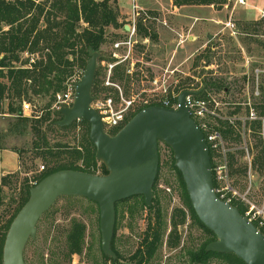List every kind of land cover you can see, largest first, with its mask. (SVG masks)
<instances>
[{"label":"rangeland","instance_id":"374dc122","mask_svg":"<svg viewBox=\"0 0 264 264\" xmlns=\"http://www.w3.org/2000/svg\"><path fill=\"white\" fill-rule=\"evenodd\" d=\"M5 1L11 3V0ZM40 1L46 5L47 11L49 9L54 11V8H52L53 0ZM235 1L229 0L228 4L219 8L217 5H211L213 7H194L193 10L189 6H171L169 0H135L137 6L135 9H133L132 0H120L119 3L117 2L116 7L121 27H109L107 29L108 33H159L157 44L149 45L148 42L143 46L144 49H141L143 51L135 52L133 50L131 53L132 60L136 63V74L132 80L133 83H131L133 92L127 90L122 81L117 79L118 76L116 77L121 72V67L119 66L114 70V77L117 79L115 81L124 90L123 96L136 99L133 111L148 105L153 101L151 100L154 99L153 97L161 98L163 96L157 90L151 92L156 87L151 83L152 78L158 79L157 86L159 81L166 79L169 89V85L172 82L177 85L179 79L187 77L189 78L188 86L198 88L205 77L218 75L222 76L227 82V94L233 95L236 89L238 90L239 86L242 85L241 75L244 70L241 66L245 62V56L252 58L257 64L264 65V55H260L261 51L256 48L257 45L254 42H251V47L254 49L250 54L245 47L241 48L243 49V57L240 61L232 62L229 58L223 56L227 49H233L229 54L232 52V55H235L233 47L241 45V40L237 35H233L228 29L223 28L220 21H225L231 17L236 25L239 21L256 20L261 18L260 12L264 9V0H246V6L236 4ZM125 25L129 26L128 30L124 29ZM40 26H43V22H41ZM8 28L9 26L5 25V22H0V33L7 32ZM206 31L214 33V37L207 42L204 35H202ZM178 33L182 36H185L186 33H201V36L193 43H188L185 40L178 44ZM257 37L264 39V35H257ZM171 38L174 39L172 43H170ZM211 43L217 46L215 50L209 51L208 45ZM141 45L143 44L141 43ZM112 47L111 43L107 42L98 53L91 89L93 97L105 94L102 88V78L106 72L105 60L109 58ZM208 51L210 57L205 62V65L202 66V61L197 59V57ZM116 53L119 56L123 53V49H119ZM220 55L222 58H220ZM24 57L22 55L21 59L23 60ZM196 60L198 61L197 65H195ZM82 73L83 71L81 72L78 69L69 76L66 79L64 90L60 93L72 88L74 94V84ZM116 92L117 90H113L114 96L118 95ZM143 99H146V101H143ZM29 102L35 112L43 113L41 110L45 102L37 98H32ZM53 108H56L55 103L52 104L50 111H53ZM51 118L61 119L62 114L55 115L53 113ZM8 119H10L9 115L0 113V129L7 126ZM81 120H74L69 124L71 126L68 128L58 129L53 132L52 138L55 137V140H68L70 144L78 142L86 132V129H90V124ZM112 130L107 129V132L110 133ZM232 132L236 134L238 131L235 128ZM240 135L242 138L239 136L238 140H230L227 143L225 152L226 162L228 161L226 179L241 195L245 194V198L255 205L253 211H256L257 209H262L264 203V166L260 169L258 164L253 162V157L258 153L259 148H264V145L263 142L259 144L257 141V134L246 132ZM8 141L12 145L23 143V140L16 138L8 139ZM244 142L248 147L247 150H244ZM93 150L95 153L96 148ZM212 152L214 166L216 167L218 163L223 162V156L220 157L217 152ZM158 153L159 165L154 183L155 192L162 205V214L167 223L164 232L165 242L161 247L158 264H188L184 248L200 244L203 239L201 238L203 233L199 225L194 224L190 218V209L184 196L181 180L176 169L172 166L174 157L171 147L163 141H159ZM231 154L236 158V160H233L232 166L229 165V156ZM42 164L45 163L40 158H36L34 166L29 172L20 173L18 176L13 174L14 172L7 174V184L0 188V227L16 206V199L22 194L25 183L24 178L27 177L29 182L33 183L34 176L44 169H41ZM223 181L221 180L219 183L222 184L224 183ZM219 183L216 181L217 185ZM132 203L133 200H127L117 203L115 207L114 246L120 252L124 261L140 243L151 215L147 209L138 211L132 208L130 212L128 208ZM236 204L243 209V213L248 206L243 201ZM177 211L185 213L184 217L181 218L176 213ZM250 215L253 214L250 213ZM171 228H175L180 235V244L174 248H168L166 245L167 234ZM72 230L81 232L82 249L81 252H70L68 256L67 236ZM215 239L216 237L211 241ZM100 241L98 205L83 196L63 195L56 199L50 209L37 222L35 236L28 239L24 248L25 264H110V261H106L103 257L104 253L101 250ZM0 264H2V256Z\"/></svg>","mask_w":264,"mask_h":264},{"label":"trees","instance_id":"16d2710c","mask_svg":"<svg viewBox=\"0 0 264 264\" xmlns=\"http://www.w3.org/2000/svg\"><path fill=\"white\" fill-rule=\"evenodd\" d=\"M172 1L175 6L217 5L218 8L223 7L227 2V0ZM116 5L117 0H53L54 11L50 9L47 11L46 5L40 0H11V3L0 0V22H5V25L9 26L7 32L0 33V113L10 116L7 126L0 129V149H11L17 154L18 170L13 173L17 176L20 173L29 172L34 166L36 158H40L45 163L42 164L44 169L34 176L33 183H30L27 177L24 178L22 194L16 199V206L0 227V258L6 232L12 219L28 199L30 187L46 175L60 169H76L91 173H97L100 170L98 174L107 173L104 164L95 158L93 150L95 146L89 139V129H86L81 139L73 144H70L68 140H55V137L52 138L53 132L71 125L59 126L56 122L60 119H53L51 115L53 113L60 115L56 95L64 90L66 79L69 76L78 69L81 72L84 70L89 58V51L99 53L104 44L119 38V33L107 32L109 27H121ZM41 22H43V26H40ZM236 33L241 40V45L233 47L235 55H232V52L231 55L229 54L233 49H227L223 55L225 58H229L232 62L242 60L243 49L241 48L245 47L249 54L252 53L254 48L251 47V42L257 45L256 48L261 51L260 55H264V39L257 37V35H264V16L256 20L237 22ZM143 34L145 36L147 32ZM151 36L152 38L156 37V33H152ZM213 46L212 43L208 45V50H215L217 45ZM209 51L197 57L202 61V66L210 57ZM22 55L25 56L23 60L21 59ZM220 58H222L221 55ZM197 64L198 61L195 65ZM188 79L187 77L179 79L177 85L172 82L169 85V91L174 90L178 93L189 88ZM203 85L215 91L228 88L225 79L218 75L205 77L200 86ZM32 98L45 102L44 110H41L43 112L41 114L33 110L32 115L26 116L22 112V104L23 102L31 104L29 101ZM53 103L56 104V108L50 111ZM157 103L152 101L148 105ZM141 108L133 111L127 120ZM258 108L259 112L264 114V100L259 103ZM81 121L89 124L84 119ZM253 128L255 129L256 126ZM117 130L110 134L116 133ZM224 135L230 140H238L240 136L228 128L225 129ZM11 138L21 139L23 143L12 145L8 141ZM257 141L259 144L262 142L260 138H257ZM209 155L211 165L214 167L211 149H209ZM229 157V165H231L236 158L233 154ZM253 162L258 164L260 169L263 168V147L258 149V153L253 157ZM172 166L176 169L181 180L184 196L190 209V218L194 224L199 225L203 233L200 244L184 248L188 264H245L232 253L205 250L206 245L215 238V235L196 216L188 198L182 175L174 164ZM212 176L214 187H216L214 171H212ZM7 178L8 175L1 176L0 188L7 184ZM152 192L153 198L150 206L145 204L143 195H134L119 201L133 200L128 208L130 212L132 208L138 211L147 209L151 215L140 243L125 261L122 260L120 252L116 250L112 238L111 248L116 257H107L103 254L104 259L109 260L110 264L159 263L161 247L165 242L164 232L167 223L162 214V205L155 192V184H153ZM232 205L237 206L243 213V209L238 204L232 203ZM176 213L181 218L185 214L182 211ZM179 244V232L175 228H171L167 234L166 245L168 248H174ZM67 247L68 256L70 252H81L82 236L80 231L72 230L67 236Z\"/></svg>","mask_w":264,"mask_h":264},{"label":"water","instance_id":"95a60500","mask_svg":"<svg viewBox=\"0 0 264 264\" xmlns=\"http://www.w3.org/2000/svg\"><path fill=\"white\" fill-rule=\"evenodd\" d=\"M124 29L129 27L125 25ZM207 37L211 40L212 35L209 33ZM97 57V51H89L83 73L74 84L73 101L69 106L58 108L62 118L56 123L67 126L78 119L88 121L95 157L105 165L107 173L60 169L30 187L28 199L6 232L2 264H25L24 248L28 239L35 236L37 222L63 195L83 196L98 205L101 250L115 258L111 248L115 204L143 195L145 204L151 205L159 165V141L171 147L191 206L200 222L216 237L205 250L232 253L245 264H264V235L238 207L215 192L209 150L185 102L187 94H198L200 90L180 91L175 109L154 104L145 106L116 133L110 134L91 106Z\"/></svg>","mask_w":264,"mask_h":264},{"label":"built area","instance_id":"2783aa9c","mask_svg":"<svg viewBox=\"0 0 264 264\" xmlns=\"http://www.w3.org/2000/svg\"><path fill=\"white\" fill-rule=\"evenodd\" d=\"M236 4L246 6V0H236ZM133 9L137 6L135 0H132ZM264 16V9L260 12V17ZM223 28L228 29L231 34L236 35V25L231 17L225 21H220ZM128 26V25H127ZM129 27V26H128ZM134 30V28H133ZM187 40L186 36L179 34V43ZM118 43L115 44V46ZM244 64L241 68L244 70L242 73V85L233 95L227 94L228 88L215 91L206 86L198 88H186L189 91H198V94H187L185 96L186 105L189 108L191 118L196 122L203 133V138L207 144L208 150L211 149L218 153L220 157L223 156V162L218 163L212 167L215 174V180L219 183L224 180L222 184L214 187L217 195L229 203H246L247 209L245 215L250 221L253 222L255 227L264 235V203L262 209L253 211L255 205L245 198V194L241 195L227 182L226 167L227 162L225 152L228 141L224 135L225 129L238 131L237 133L244 134H257L264 145V114L259 112L258 105L264 100V65L257 64L252 58L245 56ZM207 64V63H206ZM174 71V70H171ZM160 80V79H159ZM154 79L153 84L155 88L152 91H159L163 95L161 98L153 97V101L158 102L154 105H162L169 108H177V96L179 94L174 90L168 91L166 79L159 81ZM154 95V93H153ZM73 101V89L69 88L64 93L56 95V103L60 106L71 105ZM135 98H126L119 91L118 95L104 94L96 95L93 97L91 106L99 114L103 123L105 131L107 129L112 131L120 129L128 121L130 108L134 107ZM22 112L26 116L33 113L32 105L28 102H23ZM256 128L254 129L253 127ZM117 130V131H118ZM109 133V132H108ZM242 138V136L240 135ZM244 137V136H243ZM245 149L248 147L244 142ZM250 162V161H249ZM43 166L41 165V169ZM218 172V174H217ZM252 213L253 215H250ZM258 214V215H257Z\"/></svg>","mask_w":264,"mask_h":264},{"label":"flooded vegetation","instance_id":"af4514ba","mask_svg":"<svg viewBox=\"0 0 264 264\" xmlns=\"http://www.w3.org/2000/svg\"><path fill=\"white\" fill-rule=\"evenodd\" d=\"M151 35L152 33H147L145 36L143 33H119V38L110 42L113 47L110 51L111 53H110L109 58L105 60L106 62L105 71L106 72L102 78L103 79L102 88L105 94L113 95L114 94L113 90L115 91L117 90L116 93H119L120 91L124 95V92H123L124 90H122L121 86L118 85V83L115 81L117 79L122 81L124 87L127 88V90H129L130 92H133L131 83H133L132 80L134 79V75L136 74V69H135L136 63L132 60L131 53L133 50L135 52L143 51L141 49H144L143 46H145V44H147L148 42H149V45L150 44L153 45V43L157 44L159 33H156V37L154 38H152ZM171 39H172L171 42L170 40L169 42L170 43L174 42V39L173 38ZM116 43L118 44L115 46ZM141 43L143 45H141ZM170 43L169 45H171ZM119 49H123V53H121L118 56L116 52H118ZM119 66L121 67V72L119 73V75H116V77L118 76L116 79L114 77V70ZM154 79L156 78H152L151 80L152 84H153ZM143 101H146V99L145 100L143 99ZM136 105L138 104L136 103ZM132 112H133V108L130 110L129 115L132 114Z\"/></svg>","mask_w":264,"mask_h":264},{"label":"crops","instance_id":"0c3cea01","mask_svg":"<svg viewBox=\"0 0 264 264\" xmlns=\"http://www.w3.org/2000/svg\"><path fill=\"white\" fill-rule=\"evenodd\" d=\"M171 2V6L176 7L175 5H173L172 0H169ZM117 2L119 3L120 0H117ZM229 0H227V2L225 4H228ZM224 4V5H225ZM230 5V4H229ZM207 6H211V5H207ZM190 8L194 7H206L205 5H193V6H189ZM213 7V6H211ZM180 34V33H178ZM208 31H206L205 33H202V35H204V37L206 38V42L210 41L207 37L208 35ZM212 35V38L214 37V33H210ZM187 37V42L188 43H193L195 40H197L200 36L201 33H186L185 35ZM211 38V39H212ZM179 44V40L177 42ZM214 44H212L213 46ZM18 169V160H17V154L11 150V149H0V178L3 175H7L9 173H13Z\"/></svg>","mask_w":264,"mask_h":264}]
</instances>
